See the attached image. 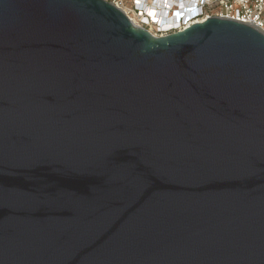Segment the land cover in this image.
Instances as JSON below:
<instances>
[{
  "label": "water",
  "instance_id": "95a60500",
  "mask_svg": "<svg viewBox=\"0 0 264 264\" xmlns=\"http://www.w3.org/2000/svg\"><path fill=\"white\" fill-rule=\"evenodd\" d=\"M0 264H264V32L0 0Z\"/></svg>",
  "mask_w": 264,
  "mask_h": 264
},
{
  "label": "built area",
  "instance_id": "2783aa9c",
  "mask_svg": "<svg viewBox=\"0 0 264 264\" xmlns=\"http://www.w3.org/2000/svg\"><path fill=\"white\" fill-rule=\"evenodd\" d=\"M108 1L155 36L179 31L211 16L244 22L264 32V0H157V7L151 11L148 7L154 0H126L132 5L129 10L124 8L123 0Z\"/></svg>",
  "mask_w": 264,
  "mask_h": 264
},
{
  "label": "rangeland",
  "instance_id": "374dc122",
  "mask_svg": "<svg viewBox=\"0 0 264 264\" xmlns=\"http://www.w3.org/2000/svg\"><path fill=\"white\" fill-rule=\"evenodd\" d=\"M120 2L122 4V1H120ZM123 5H124V8H126V10H129L132 7L131 2L126 1V0H123ZM178 27H180V26H177L176 28H178Z\"/></svg>",
  "mask_w": 264,
  "mask_h": 264
},
{
  "label": "bare ground",
  "instance_id": "6f19581e",
  "mask_svg": "<svg viewBox=\"0 0 264 264\" xmlns=\"http://www.w3.org/2000/svg\"><path fill=\"white\" fill-rule=\"evenodd\" d=\"M157 0H154V1H152V6H149L148 7V10H155V7H157Z\"/></svg>",
  "mask_w": 264,
  "mask_h": 264
}]
</instances>
